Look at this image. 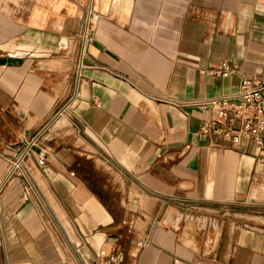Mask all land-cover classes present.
Segmentation results:
<instances>
[{"label":"crops","instance_id":"1","mask_svg":"<svg viewBox=\"0 0 264 264\" xmlns=\"http://www.w3.org/2000/svg\"><path fill=\"white\" fill-rule=\"evenodd\" d=\"M35 1L0 11V264H264V148L185 103L264 84V0H97L84 54L82 6Z\"/></svg>","mask_w":264,"mask_h":264},{"label":"built area","instance_id":"2","mask_svg":"<svg viewBox=\"0 0 264 264\" xmlns=\"http://www.w3.org/2000/svg\"><path fill=\"white\" fill-rule=\"evenodd\" d=\"M91 23L87 22L83 30L84 48L83 54L86 51L85 45L94 39V31L91 28ZM82 65H79V76L81 75ZM232 72L228 62H223L218 69V74L228 76ZM264 84L260 81L244 79L239 87V90L230 94H222L221 96L205 99L192 100L185 102L186 104H194L203 108H210L215 111V118L211 124H205L202 127L204 132L214 131L226 138H229L234 146H241L244 140H248L258 148H264ZM224 121L228 123L224 130L221 126ZM237 123V126H235ZM214 125V126H213ZM29 145L27 151L18 156V159L13 162L10 174L6 181L12 178L15 172L21 167L25 157L29 153L30 148L35 144V141L26 140ZM47 160V151L41 149L39 152V164L44 165ZM7 183V182H6ZM0 188L2 191L5 184ZM31 190V189H30ZM29 197V194L26 198ZM122 252L119 250L113 253H107L105 250L100 252V256L92 264H122Z\"/></svg>","mask_w":264,"mask_h":264},{"label":"rangeland","instance_id":"3","mask_svg":"<svg viewBox=\"0 0 264 264\" xmlns=\"http://www.w3.org/2000/svg\"><path fill=\"white\" fill-rule=\"evenodd\" d=\"M76 2L78 5L82 6L81 9L83 17L81 20L80 34H83V30L85 29L87 22L91 20V17L95 16V12H93L92 9H96L97 0H76ZM35 3V0H0V11L7 14H15L16 16H13V19L23 21L25 18L21 17L19 14L25 13L26 11L32 9ZM90 25L91 28L94 29L95 24L91 22ZM56 115L46 124L47 128H49L51 124L56 120V118L58 117ZM51 217L52 216L50 213V216L46 218V221L52 219Z\"/></svg>","mask_w":264,"mask_h":264}]
</instances>
